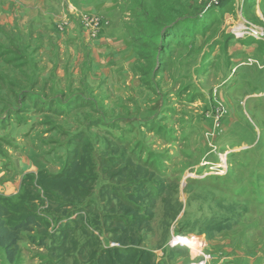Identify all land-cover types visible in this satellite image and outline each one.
Here are the masks:
<instances>
[{
  "label": "rangeland",
  "instance_id": "obj_1",
  "mask_svg": "<svg viewBox=\"0 0 264 264\" xmlns=\"http://www.w3.org/2000/svg\"><path fill=\"white\" fill-rule=\"evenodd\" d=\"M85 1L58 3L66 15L74 8L79 11L77 4ZM117 2L139 55L137 69L148 91L144 100L156 109L133 118L144 128V135L133 129L129 138L119 137L120 144L114 143L128 160L124 171L112 167L117 164L112 156L93 159L95 176L89 186L94 191L87 201L102 207L98 214L102 228L88 229L82 211L76 213L78 223H71L64 217L78 208H67L65 198L45 196L46 204L37 207L41 215L38 225L28 233L20 232L16 252L31 249H22L25 264H54L47 241L41 245L44 251L33 246L44 236H61L76 229L66 251L77 255L74 263L84 264L94 236L108 246L115 243L111 228L132 224L129 238L139 239L141 247L160 258L167 253L161 264H203L204 255H210L205 264H264V42L236 38L232 33L244 21L264 28V0ZM69 4H75L74 8ZM90 16L76 14L80 24ZM185 21L187 27L176 24L175 33L165 31V27ZM107 25L100 23L97 38ZM122 95L127 94L122 91ZM132 98L139 100L137 95ZM217 108L225 110L218 127L213 114ZM139 113L145 112L134 116ZM95 146L98 153L106 151ZM227 152L230 154L223 157ZM76 160L72 155L52 161V171L58 167L60 173L71 171L77 167ZM203 179L206 181L197 182ZM149 189L151 196L146 194ZM128 194L136 200L143 198L139 202L132 199L139 207V220L124 216L117 208L119 199L123 204L131 200L126 198ZM214 217L216 223L222 221L221 226L228 224L229 228L210 232L220 226L214 224ZM84 234L88 246L82 243ZM172 234L201 240L189 247L178 244L170 248Z\"/></svg>",
  "mask_w": 264,
  "mask_h": 264
},
{
  "label": "crops",
  "instance_id": "obj_2",
  "mask_svg": "<svg viewBox=\"0 0 264 264\" xmlns=\"http://www.w3.org/2000/svg\"><path fill=\"white\" fill-rule=\"evenodd\" d=\"M118 4L117 0H86L77 4L79 11L69 4L74 9L64 15L58 0H0V199L21 201L25 175H58L61 168L52 171V161L72 155L84 159L87 144L103 146L119 135L127 139L134 130L144 135V128L133 118L156 108L145 102L148 91L137 69L139 55ZM78 12L108 22L98 38L89 37L76 17ZM256 13L262 16L258 9ZM137 112L145 113L134 116ZM30 188L45 197L39 187ZM51 190L55 198H65L67 208L75 203L67 202L59 190ZM89 196L83 204L94 205L93 200L87 201ZM77 201L74 205L82 203ZM87 212L91 216L90 208ZM64 218L76 220L78 214ZM75 235L68 233V237ZM63 236H44L37 247L32 246L44 251L41 245L47 241L54 264H80L74 263L77 255L61 243ZM22 249L31 250L20 248L10 263L0 246V264H25ZM154 254L157 262L167 257V253H161L162 258Z\"/></svg>",
  "mask_w": 264,
  "mask_h": 264
},
{
  "label": "trees",
  "instance_id": "obj_3",
  "mask_svg": "<svg viewBox=\"0 0 264 264\" xmlns=\"http://www.w3.org/2000/svg\"><path fill=\"white\" fill-rule=\"evenodd\" d=\"M176 24L182 25L181 29L187 27L186 25L187 21H185L184 24L173 23L169 27H165L166 29L165 31H169V33L171 32L175 33L176 27H174V25ZM169 28L172 29L170 30ZM164 39H165V35L163 37V40ZM121 136L122 135L114 136L113 138H111L112 140L109 139L106 142V144L103 146L96 144L97 147L99 148L107 147L108 149L105 148L106 149L105 152L98 153V151H95V147H96L95 144H91V145L87 144V146L85 147L84 159L82 158L77 159L75 162L76 163L75 165L78 167V168L76 167L77 170H75L76 168H73V170L71 171H69L70 168L64 169L63 172L59 173L58 175H49L44 172H39L36 176L31 174L25 175L23 179V193L20 196L21 201L13 202L7 199H0V246L5 249V254L8 262L12 263L15 258L20 232L24 231L28 233L31 227H36L38 225L37 222H39L38 220L39 212L37 210V207L39 206L40 203L46 204L45 202L46 197L41 198L39 195L40 193L39 191L38 194H34L33 191L30 192L31 189L30 187L33 186L39 187L40 190L43 192V195L45 196L52 195L54 198H55V194L51 189H57L60 191L61 194L67 197V201L68 202L70 201V203L71 201L75 203H80V201H77L78 199H80L82 201L80 205H74L75 203H71V205L77 207L78 210L75 209L72 213L68 215L76 214L77 211H82L84 213L81 216L82 220L88 218V224H87L88 229H91L92 227L93 228L92 230L96 231V229H100V227L102 228L100 220L98 219V214L100 210L102 211V207H97L93 205L92 202H91L92 205L87 204L86 206H84L83 201L88 196V193L86 191H88L90 195L92 193V188L91 186H89V182H91L95 176L93 159L96 156H99L97 158H103L105 155H109V157L112 156L111 157L112 161H117V164H113L112 167H116L119 172L125 170L128 160L125 156V153H123V149L121 150L118 149L117 146L114 144V143H118L119 137ZM120 165L121 167L118 168V166ZM131 171H133L135 175L137 174L136 170H131ZM191 181L193 182V180ZM205 181L206 179L197 182L203 183ZM142 186L143 184H139V188H142ZM151 191L152 189H149L148 193L146 194L150 195ZM127 196L131 200L127 199L129 200L128 203L123 204L119 199L120 203H118L117 208L119 209L120 213L123 214L124 216H132L134 221L135 219L139 220L140 219L139 207L135 206L136 202L134 205L132 199L135 201L138 200L139 202L143 198L139 197L136 200V197H134L133 194L126 195V198ZM89 208L91 211V216L88 215L87 212ZM145 210L148 211V209ZM144 214L148 216L147 213ZM176 215L177 212L175 214V217ZM78 218L76 220H71L70 222L73 224H77ZM217 220L218 218L214 219V224H220V226L217 225V228L210 230V232L211 231L219 232L223 228L226 229L229 228L228 224L222 227L221 226L222 221L220 223H216ZM46 224L48 226L50 225V223H46ZM129 226H132V224L130 225L123 224L122 226L117 225L116 227L110 229L109 233L113 236L112 241H115V243L118 245L116 247H110L109 246L110 243L108 244V246H106L102 244V242L100 243V241H97V237L94 236L95 241L90 246L91 249L88 252V256H86L87 258L84 261L85 262L84 264H161V262H157V257L151 250L141 247V241H139V239L129 238L131 236L129 234ZM141 230L142 229L139 228L138 232ZM76 232H77L76 229H74L72 233H76ZM82 232L89 236L93 235L90 233L91 231L88 233L84 231ZM63 234L64 236L61 243L63 245H67L65 249H68L69 246H72L68 243L71 237H68V233H63ZM85 234L84 236L86 239L83 243L84 246H88L90 244V241L89 239H87V236Z\"/></svg>",
  "mask_w": 264,
  "mask_h": 264
},
{
  "label": "built area",
  "instance_id": "obj_4",
  "mask_svg": "<svg viewBox=\"0 0 264 264\" xmlns=\"http://www.w3.org/2000/svg\"><path fill=\"white\" fill-rule=\"evenodd\" d=\"M102 21L104 25L108 24V22L102 19L101 17H87V18H84L81 25L87 33H88V30L90 29V32L88 33V35L91 39H95L97 38L96 37V35L98 34L97 31ZM232 33L236 38H252L256 41L264 42V29L262 27L255 26L252 23L247 22V21H244L243 25L236 27ZM238 34H241V35H238ZM213 114H214L215 126L218 127L220 118L225 114V110H223L222 108H217L214 110ZM208 116L209 115H207L206 117ZM185 240L186 238L175 236V235L173 236L172 234L168 246L170 248H174L175 246L180 244V245H185L189 247L190 244L187 245L186 243L184 244L181 243L182 241H185ZM191 240H193L194 242H198L201 239L196 238V239H191ZM109 246L116 247L118 245L115 243H110ZM203 259L205 260L203 264H205V262H207L210 259V255H204Z\"/></svg>",
  "mask_w": 264,
  "mask_h": 264
},
{
  "label": "bare ground",
  "instance_id": "obj_5",
  "mask_svg": "<svg viewBox=\"0 0 264 264\" xmlns=\"http://www.w3.org/2000/svg\"><path fill=\"white\" fill-rule=\"evenodd\" d=\"M238 35H241V34H238ZM229 154H230V152H227V153H225V154L222 155V156L226 158ZM225 158H223V160H224ZM223 160H222V161H223ZM176 241H177V240H176ZM181 243H182V244L186 243L187 245H189V244L194 243V241H193V240H189V239L186 238V240H185V241H182ZM200 264H201V263H200Z\"/></svg>",
  "mask_w": 264,
  "mask_h": 264
}]
</instances>
